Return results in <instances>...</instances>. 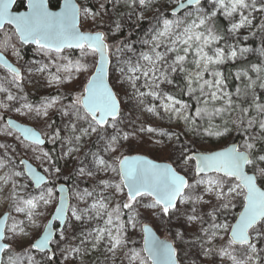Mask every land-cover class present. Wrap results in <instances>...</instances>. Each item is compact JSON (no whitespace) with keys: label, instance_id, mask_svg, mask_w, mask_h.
<instances>
[{"label":"snow or ice","instance_id":"obj_1","mask_svg":"<svg viewBox=\"0 0 264 264\" xmlns=\"http://www.w3.org/2000/svg\"><path fill=\"white\" fill-rule=\"evenodd\" d=\"M97 4L0 0V136L14 141L0 143V264H87L94 252L104 264H264V0ZM150 9L141 49L110 41ZM258 32L259 49L242 46ZM17 42L42 58L20 63ZM35 75L56 94L32 100ZM143 135L169 144L168 159L136 153ZM73 174L80 183L59 182Z\"/></svg>","mask_w":264,"mask_h":264},{"label":"rangeland","instance_id":"obj_2","mask_svg":"<svg viewBox=\"0 0 264 264\" xmlns=\"http://www.w3.org/2000/svg\"><path fill=\"white\" fill-rule=\"evenodd\" d=\"M93 1H94L95 5L98 7L97 0H93ZM170 2H171V0H166L164 3H160V6L162 7V9L166 8L170 5ZM155 11H156L155 9H150L144 13L145 19L143 20L144 24H143V26L141 28L142 30L138 36L139 37L138 38V40H139L138 44H140V41L143 38H145L146 34L149 32L150 28L153 26L154 21L152 18L154 16ZM123 14L124 13H122V15ZM221 19L223 20V22L226 25L227 22L222 17H221ZM136 24L137 23L135 22V20L127 22L125 24L124 31L125 30L126 31L131 30L132 27H134ZM89 26L90 25H88V24L84 25L85 28H87ZM257 34H258L259 38H262V36L259 32ZM243 35H248V32L243 31ZM110 41L112 43H116L117 42L116 35L110 37ZM139 46L141 49L142 45L140 44ZM41 58L42 57L36 52V50H33V51H31V58L26 62L32 63L36 60H40ZM22 63H25V62H22ZM0 74H2V72H0ZM179 83H182V82L178 80V84ZM25 90L30 94L31 99L34 101H38L41 96L47 95L49 93H51L53 95L56 94V89L55 88H48L46 86V82L44 81V79L39 75H35L34 82L27 84ZM182 99L185 100L186 102L192 104L193 107L196 106L195 100L188 97L187 95H185L184 98H182ZM8 115L19 120L22 123H34L31 121H28L27 118L20 117L18 114L14 113V112L8 113ZM51 119L54 121L57 120V126L58 127L62 126L61 117L58 114L53 113L51 116ZM140 119L142 121L148 123V124H151L152 126L161 127V128L167 129L169 131H172V130L181 131L182 127H183L182 124L178 125L175 121L169 122L167 120H160L158 117H152L149 114L141 115ZM41 127H42V125H41ZM233 135H236V134L234 133ZM187 138H191V137L189 136ZM6 139H7V137H3V140H0V143L7 142ZM93 139H95V138H93ZM230 142H231V137L225 138L223 146H226ZM135 143L137 145L136 153L146 154L151 158H157L159 160H166L169 157L170 145L167 143L162 144V145H157L153 141L149 140V137L147 135H143L142 140L135 141ZM9 144H14L12 137H9ZM89 148H91L93 151L96 150V147L94 145L89 144V145L85 146V148L82 150V152L88 151ZM45 149L48 150L47 148H45ZM60 150H61V147H60ZM60 150H59V152H60ZM125 151H127V149H125ZM74 164H75L74 160L60 159V161L57 163V166L65 169L66 172H71L72 168L74 167ZM59 182L67 183L69 187H73L76 183H80V181L77 179V177L74 174L71 177H68L67 179H62ZM80 186L83 187L86 185L84 183H81ZM158 233L163 238H164V236L168 235V233L165 232L163 229H158ZM132 238L134 240L139 241V235L138 234H133ZM136 246L139 247L140 244L137 243ZM258 247L264 248V243L258 244ZM57 261H58V263H62V264H79L78 259H73L70 261H64L59 256H57L55 263ZM87 264H104V257L101 253L94 252L87 258ZM125 264H127L126 261H125ZM205 264H212V260L209 259L208 261L205 262ZM216 264H219V258H216Z\"/></svg>","mask_w":264,"mask_h":264},{"label":"trees","instance_id":"obj_3","mask_svg":"<svg viewBox=\"0 0 264 264\" xmlns=\"http://www.w3.org/2000/svg\"><path fill=\"white\" fill-rule=\"evenodd\" d=\"M77 2L83 6L91 7L93 10L98 9V7L95 5L93 0H77ZM108 10L111 11L110 6H108ZM125 11L126 10L122 8L121 14L124 13ZM220 23L222 25H225V23L223 22V20L221 18H220ZM143 24H144V21L142 20L139 23H137L134 27H132L131 30H129V31L123 30L122 33L116 34L117 42H119V41H130L133 44V47L136 48L137 50H139L140 44H138V42H139L138 36L142 30L141 28H142ZM2 38H3L2 35H0V39H2ZM242 46L250 47L253 49H259L262 46V38H259L258 34L254 37L249 35V38L247 40H242ZM17 48L21 52L22 60L20 61V63L28 61L31 58V51L36 50L34 46H29V45L21 46L19 44V42H17ZM10 59L12 60V62L15 63L17 58L15 56H10ZM260 59L261 58L259 57L258 52L250 54L248 57V60L250 62H254V63L259 62ZM237 67L238 66L228 65L227 69L232 71V72H235L237 70ZM238 83L239 82L235 81L234 79L230 78V80H229L230 88H232V89H234ZM182 98H184V96ZM55 126L58 127L57 126V120H55ZM237 138H239V137H237ZM0 140H3L2 136H0ZM60 147H61V145L59 143H56V144L47 143L45 148H47L53 154V156L56 157V156L60 155L59 154L60 153L59 152ZM59 161L60 160H58L57 163ZM55 264H62V263H58V261H57Z\"/></svg>","mask_w":264,"mask_h":264},{"label":"water","instance_id":"obj_4","mask_svg":"<svg viewBox=\"0 0 264 264\" xmlns=\"http://www.w3.org/2000/svg\"><path fill=\"white\" fill-rule=\"evenodd\" d=\"M61 2H62V0H61ZM26 46H27V45H26ZM34 47H35V46H34ZM12 118H13V117H12ZM14 119H15V118H14ZM16 120H17V119H16ZM17 122H20V121H19V120H17ZM21 123H22V122H21ZM46 145H47V144H46ZM46 145H45V146H46ZM45 146H44V147H45ZM150 158H151V157H150ZM62 183H64V182H62ZM65 184L68 186V184H67V183H65ZM68 187H69V186H68ZM158 235H159V233H158ZM161 238L163 239V237H161Z\"/></svg>","mask_w":264,"mask_h":264},{"label":"built area","instance_id":"obj_5","mask_svg":"<svg viewBox=\"0 0 264 264\" xmlns=\"http://www.w3.org/2000/svg\"><path fill=\"white\" fill-rule=\"evenodd\" d=\"M166 0H157L158 4L160 5V3H164Z\"/></svg>","mask_w":264,"mask_h":264},{"label":"flooded vegetation","instance_id":"obj_6","mask_svg":"<svg viewBox=\"0 0 264 264\" xmlns=\"http://www.w3.org/2000/svg\"><path fill=\"white\" fill-rule=\"evenodd\" d=\"M6 141H7L6 143H9V137H7Z\"/></svg>","mask_w":264,"mask_h":264}]
</instances>
